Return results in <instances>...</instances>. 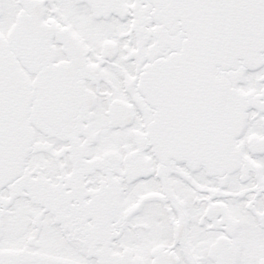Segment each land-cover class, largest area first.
<instances>
[{
  "label": "snow or ice",
  "instance_id": "1",
  "mask_svg": "<svg viewBox=\"0 0 264 264\" xmlns=\"http://www.w3.org/2000/svg\"><path fill=\"white\" fill-rule=\"evenodd\" d=\"M0 264H264V0H0Z\"/></svg>",
  "mask_w": 264,
  "mask_h": 264
}]
</instances>
